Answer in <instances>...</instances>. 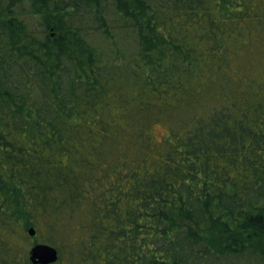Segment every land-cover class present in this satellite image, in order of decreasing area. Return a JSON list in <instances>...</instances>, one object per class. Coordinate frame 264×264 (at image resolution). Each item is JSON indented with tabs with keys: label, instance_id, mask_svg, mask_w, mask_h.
<instances>
[{
	"label": "trees",
	"instance_id": "16d2710c",
	"mask_svg": "<svg viewBox=\"0 0 264 264\" xmlns=\"http://www.w3.org/2000/svg\"><path fill=\"white\" fill-rule=\"evenodd\" d=\"M20 227L51 264H264V0H0V264Z\"/></svg>",
	"mask_w": 264,
	"mask_h": 264
},
{
	"label": "water",
	"instance_id": "95a60500",
	"mask_svg": "<svg viewBox=\"0 0 264 264\" xmlns=\"http://www.w3.org/2000/svg\"><path fill=\"white\" fill-rule=\"evenodd\" d=\"M29 235H34L33 228L28 229ZM28 258L32 264H51L58 258L57 249L46 243H35L28 250Z\"/></svg>",
	"mask_w": 264,
	"mask_h": 264
},
{
	"label": "rangeland",
	"instance_id": "374dc122",
	"mask_svg": "<svg viewBox=\"0 0 264 264\" xmlns=\"http://www.w3.org/2000/svg\"><path fill=\"white\" fill-rule=\"evenodd\" d=\"M165 132V126L163 124H158L154 126V133L159 138L160 135L164 134ZM30 227H27L26 229L23 227H20L17 231L20 233L22 237H19V233H16L12 236V242L15 246L18 245V247L21 249L20 251L24 254L28 253V250L30 247L35 243H42V232L36 231V235H29L28 229Z\"/></svg>",
	"mask_w": 264,
	"mask_h": 264
}]
</instances>
